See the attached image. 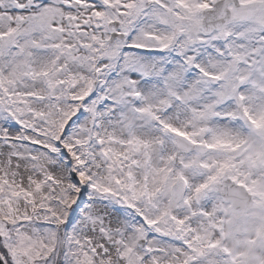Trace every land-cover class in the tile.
<instances>
[{"label":"snow or ice","instance_id":"snow-or-ice-1","mask_svg":"<svg viewBox=\"0 0 264 264\" xmlns=\"http://www.w3.org/2000/svg\"><path fill=\"white\" fill-rule=\"evenodd\" d=\"M0 264H264V0H0Z\"/></svg>","mask_w":264,"mask_h":264}]
</instances>
